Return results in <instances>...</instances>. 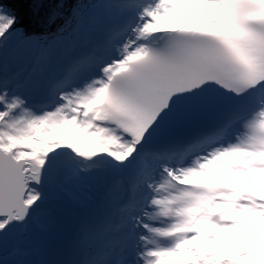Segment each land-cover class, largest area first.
<instances>
[{
  "label": "snow or ice",
  "instance_id": "6c2138e0",
  "mask_svg": "<svg viewBox=\"0 0 264 264\" xmlns=\"http://www.w3.org/2000/svg\"><path fill=\"white\" fill-rule=\"evenodd\" d=\"M0 264H264V0H0Z\"/></svg>",
  "mask_w": 264,
  "mask_h": 264
},
{
  "label": "water",
  "instance_id": "95a60500",
  "mask_svg": "<svg viewBox=\"0 0 264 264\" xmlns=\"http://www.w3.org/2000/svg\"><path fill=\"white\" fill-rule=\"evenodd\" d=\"M75 207L68 209L61 223L47 227L43 232L37 230L29 239L22 242L23 250H33L36 246L44 244L49 255H56L58 243L70 235L76 226Z\"/></svg>",
  "mask_w": 264,
  "mask_h": 264
},
{
  "label": "rangeland",
  "instance_id": "374dc122",
  "mask_svg": "<svg viewBox=\"0 0 264 264\" xmlns=\"http://www.w3.org/2000/svg\"><path fill=\"white\" fill-rule=\"evenodd\" d=\"M15 259H23L25 261H46L47 260V254H46L45 250L43 248H41L35 254L28 253V254L23 255V256L13 257L10 260H15Z\"/></svg>",
  "mask_w": 264,
  "mask_h": 264
},
{
  "label": "bare ground",
  "instance_id": "6f19581e",
  "mask_svg": "<svg viewBox=\"0 0 264 264\" xmlns=\"http://www.w3.org/2000/svg\"><path fill=\"white\" fill-rule=\"evenodd\" d=\"M12 257V256H11ZM10 258V257H9Z\"/></svg>",
  "mask_w": 264,
  "mask_h": 264
}]
</instances>
